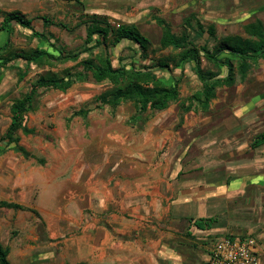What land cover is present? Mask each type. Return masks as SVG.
I'll list each match as a JSON object with an SVG mask.
<instances>
[{
  "label": "rangeland",
  "instance_id": "rangeland-1",
  "mask_svg": "<svg viewBox=\"0 0 264 264\" xmlns=\"http://www.w3.org/2000/svg\"><path fill=\"white\" fill-rule=\"evenodd\" d=\"M79 1L80 3L77 0H0V11L18 10L26 14L33 20L36 31L54 34L59 40V45L71 51H79L83 48L86 31L81 21L85 16L93 14L107 16L109 23L114 27L120 24L136 25L152 43L149 58L136 63L137 67L155 64L159 58L172 62V59L175 60L180 55L178 50L161 49L159 39L162 35V28L157 24L156 17L165 20L178 34L185 28L190 29L185 23L187 18L192 19L189 21L192 25L194 24L193 19L195 21L198 19L204 29L210 24L215 25L218 36L243 32L245 16L264 20V0ZM245 8L249 10L248 15H246ZM43 17L65 25L66 28L48 23L43 25V21L38 19ZM189 31L192 35L194 34L193 31ZM31 33L30 30L15 26L10 37L12 45L18 49L36 48L39 41L30 38ZM186 34L188 35L187 32ZM6 37L5 33H0V44L8 39ZM196 41L197 44H208L210 47L214 44V40L209 38L208 33L199 39L196 38ZM111 49L116 66L120 60L129 64V59L134 55L132 47L126 41ZM86 56L84 54L81 58ZM171 62L170 68L173 73L177 76L181 75L182 72L175 69ZM202 64L204 68L212 69L206 61ZM237 64L235 63V66ZM16 65L23 67L22 63ZM74 65H76L75 62L59 64L53 68V71L62 72L64 68ZM48 72L47 68L32 66L27 77L21 82L18 80V72L15 69H5L0 75V148H2L0 175L13 180L20 178L19 175L34 176L35 179L34 186L29 185L27 191L24 189L14 192L0 189V200L14 201L30 207L35 206L42 220L46 221L43 228L48 226L53 231L58 222L57 217L54 218V216L60 214L62 209L68 211L69 206L80 199L75 194H84V201L89 199L90 202V199H95V194L99 193L105 206L108 204L110 208L115 209L121 205L120 190L117 189L118 184L122 185V182H119L121 179L112 183L107 180L110 172L117 171L116 169L121 172L127 168L129 158L127 160L126 157H130L129 163L135 160L141 162L142 158L139 154L142 153L143 158L147 160L146 165L166 164L168 168L165 169L182 164L184 169L181 173H186V166L192 162V159L195 160L194 166L209 163V158L212 159L213 156L215 158L219 155L218 149L214 147L217 145L213 142L218 135L211 133L217 128L219 119L233 115L239 119L238 115L243 111L249 113L252 103L256 101V98L255 101L250 100V96L257 94L264 97V60L251 69L247 78L235 72V82L232 85L218 88L219 98L208 112L203 111L199 103L193 104L195 106L190 110L186 109L192 101H188V98L202 88L192 66L187 64L182 75L180 99L172 103L165 111L146 112L143 120L138 123L131 121V116L136 114V109L129 102L122 104L118 109H112L109 105L96 109L99 104L96 101L97 96L111 87L109 83L98 84L89 78L85 82L73 85L66 92L43 89L41 95L37 97L34 111L26 117L25 124L27 128L33 129L34 133L25 134L22 131L18 133L19 145L30 154L28 157L14 145L7 146L6 141L3 140L11 122L10 107L15 99L20 98L30 89L31 83L41 75H47ZM157 74L169 76L171 72L157 71ZM85 108L93 109L87 118L73 117L75 112ZM238 108L244 109L238 111ZM261 112L264 113V110H260L259 117L263 114ZM258 123L260 124L259 121H255L254 126ZM240 124H242L241 121ZM246 126L253 128V119L248 121ZM128 130H130L129 133H127ZM247 135L244 132L237 134L238 139L243 142L249 140V135ZM190 144L192 145L189 147ZM202 145L209 148L204 149L205 152H203ZM183 154L188 156L181 160ZM116 158H124L123 163L120 162L118 167L117 163L121 160H116ZM44 175L50 176L43 177ZM126 180L123 183L136 184L132 180ZM115 194L116 197L119 196L118 201L112 204L109 200H112L111 196ZM158 200L164 201L162 196L156 198L150 196L143 205L150 204L154 207L152 202L157 205ZM160 206L161 212L167 207L170 208L173 218L187 215L185 205L178 204L176 199L168 203L165 201L164 205ZM2 211H0V238L3 246L12 253L9 257L11 264H46L56 260L59 251L60 257L70 253L71 245H66L64 248L62 244L57 247L56 243H51L52 248L47 250L38 248L33 258L23 259L24 261L17 260L14 257H21L18 245L24 243V246L28 243V247H37L40 244V242H34L33 234L27 236L31 227L28 225L27 230L24 227L26 223H33L37 220L29 217L30 219L21 224L17 221L20 217L17 215V220H13V226L8 227L6 220L9 222L10 219L6 214L9 212V215L14 217L15 211L10 209H2ZM4 212L7 213L4 214ZM21 214L25 216L23 212ZM165 217H163L164 223H168L169 220ZM154 220L156 223L162 221L161 217ZM40 225L34 226L39 228ZM15 229L17 231L14 232ZM158 230L159 228H156V231ZM38 231L42 233L40 229ZM151 236H155L154 230L142 234L136 232L134 238H137V241L144 245L148 252L149 246L146 243ZM71 243L74 245L75 241ZM85 251L89 252L90 248L87 247ZM126 256L119 264H146L144 257L134 262L130 256L127 258ZM79 257L88 258L89 253L80 252Z\"/></svg>",
  "mask_w": 264,
  "mask_h": 264
},
{
  "label": "crops",
  "instance_id": "crops-1",
  "mask_svg": "<svg viewBox=\"0 0 264 264\" xmlns=\"http://www.w3.org/2000/svg\"><path fill=\"white\" fill-rule=\"evenodd\" d=\"M241 6L244 7L243 4ZM245 11L248 15L249 10L245 8ZM243 19L244 28L255 18L245 16ZM43 25H45L44 21ZM210 26L215 27L210 24L204 31ZM242 30L243 32L240 33L219 36L245 37V30ZM215 33L217 34L216 27ZM218 98L217 91L209 109L202 110L208 112ZM249 99L256 100L252 103L249 113L243 111L238 115L239 119L235 115L225 118L223 116L222 120L219 119L217 128L211 132L218 135V138L213 136L215 137L213 142L217 145L214 147L218 149L219 155L209 158V163L194 166L195 160L192 159V162L186 166V173H181L184 169L182 164L176 163L177 166L165 169L166 164L146 165L147 160L143 158L142 153L139 154L142 158L141 162L135 160L129 163L130 157H126L129 161L125 170L120 172L116 169L117 171L108 174L107 181L112 183L121 179L119 182H122V185L118 184L119 187H117L120 190L121 205L115 209L110 208L108 204L105 206L99 193H96L95 199H90V202L89 199L84 201V194H75L80 199L74 201L68 211L62 209L60 214L54 216V218L57 217L58 222L57 226L53 227V231L48 226L43 228L46 221L42 220L35 206L0 200L25 207V210L10 209L15 211L14 217H11L8 211V213L4 212L10 219L9 222L6 220L8 227L13 226V220H17V215L20 216L17 221L21 224L30 219L29 217L37 220L26 223L24 227L26 230L31 227L27 236L33 234L34 242H40V244L37 247H28V243L24 246V243L20 244L17 247L21 250V257H13L24 261L23 259L33 258L38 248L47 250L52 248L51 243H56L57 247L62 244L64 248L66 245H71L70 253L60 257L59 251L58 258L46 264H119L126 255V258L130 256L134 262L144 257L146 264H209L216 241L227 237L236 240L254 239L259 248L257 252L259 262L264 264V144L257 148L251 147L253 140L264 133V113L261 112L263 114L260 113V117L258 114L260 110H264V97L254 94ZM240 109L244 108H238V111ZM252 119L253 128H249L246 124ZM255 121H259L260 124L254 126ZM129 128L132 130L131 127ZM241 132L248 134L249 140L240 141L237 134ZM202 146L203 152H205L204 149L209 148ZM142 151L144 152V149ZM1 152L2 148H0ZM187 156L183 154L181 160L186 159ZM123 159L116 158L121 160L117 163V167L120 162L123 163ZM212 161L216 163H211ZM47 176L50 175L43 177ZM19 177L13 180L0 175V189L17 192L24 189L27 191L29 185L34 186V176L19 175ZM125 179L132 180L136 184L123 183ZM150 196L153 198L162 196L164 201L158 200L157 205L152 202L154 207L150 204L144 206L143 203ZM111 197L113 199L109 202L112 204L118 201L116 194ZM100 198L101 201H99ZM175 199L178 204L185 205L187 215L173 218L167 206L163 212L159 210L160 205H164L165 201L168 203ZM147 208L153 210L149 211ZM21 212L25 216H21ZM165 216L169 220L168 223H164ZM160 217L162 221L156 223L154 219ZM199 219H213L214 222L211 227L201 229L195 224V221ZM39 224H41L39 228H35ZM156 228L159 230L156 231ZM38 229L42 233H39ZM149 230H154L155 236L148 239L146 244L149 246V251L147 252L134 235L136 232L142 234ZM255 236L257 237L254 238ZM71 241H75L74 245ZM87 247L90 248L89 252L85 251ZM80 252L89 253V257L80 258ZM11 254L10 252L9 257Z\"/></svg>",
  "mask_w": 264,
  "mask_h": 264
},
{
  "label": "trees",
  "instance_id": "trees-1",
  "mask_svg": "<svg viewBox=\"0 0 264 264\" xmlns=\"http://www.w3.org/2000/svg\"><path fill=\"white\" fill-rule=\"evenodd\" d=\"M79 3L80 1L77 0ZM157 24L162 28L159 39L161 49H174L180 51L177 59L168 61L159 58L155 64L136 66L146 58H149V50L152 46L150 39L142 34L136 25L120 24L114 27L109 23L107 16L93 14L82 19L85 26L86 38L83 48L79 51L67 50L59 45V40L53 34H45L36 31L33 20L20 11H0V33L6 34L4 43L0 44V75L5 69H15L18 72V80L24 81L32 66L41 69H49L47 75H41L33 83L30 89L20 98L13 101L11 122L3 138L7 146H12L30 156L19 145L18 133H34L33 129L27 128L25 122L27 115L34 111L37 97L41 90H55L66 92L73 85L85 82L92 78L96 83H109L111 87L103 91L96 99L98 108L109 105L112 109H118L124 103H131L136 109L132 121L140 122L148 111H165L172 103L180 99V89L183 83V72L187 64L201 83V89L196 91L188 101L191 103L186 108L190 110L199 103L205 111L209 109L211 101L216 97L218 88L232 85L235 82V72L245 78L252 67L264 60V20L255 18L244 26L246 36L230 35L219 38L215 33V27L210 26L204 31L200 20H194L186 24L190 29H184L180 34L174 32L171 26L162 18L156 17ZM45 25H57L66 28L65 25L50 21L43 17ZM190 24V25H189ZM15 26L30 30V38L39 41L36 48L18 49L11 43V35ZM200 29V30H198ZM194 34L192 35L191 32ZM202 30V32H200ZM188 33V35L186 34ZM208 33L209 38L214 40L210 47L208 44H197L196 38ZM194 36V37H193ZM195 38V39H193ZM128 42L134 55L129 59V64L119 61L114 64L112 49L123 42ZM48 47H46V46ZM86 54L85 58H81ZM206 61L210 68H204L202 62ZM75 62L73 67L64 68L62 72H54L53 68L59 64ZM170 62L175 69L180 70L181 75L173 73ZM22 63L23 67L16 64ZM235 63H238L235 66ZM238 66V68H237ZM157 71H168L167 75H158ZM226 75H224V73ZM93 109L85 108L73 114L87 118ZM264 144V133L257 136L251 147L257 148ZM25 210L23 205L0 201V209ZM213 219H199L195 224L201 228L211 227ZM10 251L0 241V264H11L9 261Z\"/></svg>",
  "mask_w": 264,
  "mask_h": 264
},
{
  "label": "built area",
  "instance_id": "built-area-1",
  "mask_svg": "<svg viewBox=\"0 0 264 264\" xmlns=\"http://www.w3.org/2000/svg\"><path fill=\"white\" fill-rule=\"evenodd\" d=\"M258 244L254 239H218L209 264H260Z\"/></svg>",
  "mask_w": 264,
  "mask_h": 264
}]
</instances>
